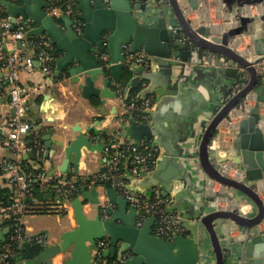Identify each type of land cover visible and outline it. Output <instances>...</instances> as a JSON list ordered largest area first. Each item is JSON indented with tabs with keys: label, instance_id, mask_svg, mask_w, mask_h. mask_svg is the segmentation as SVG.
<instances>
[{
	"label": "crops",
	"instance_id": "obj_1",
	"mask_svg": "<svg viewBox=\"0 0 264 264\" xmlns=\"http://www.w3.org/2000/svg\"><path fill=\"white\" fill-rule=\"evenodd\" d=\"M47 1L50 5L49 13L54 16L56 24L63 27L64 22L61 16L64 15L70 19L65 13L63 3ZM176 1L182 9L184 18L193 27L207 26L213 35L220 36L228 26L234 23V19L231 18V14L226 10L221 0H197L195 9L189 7L187 0ZM70 2L75 3L76 8L78 0H70ZM58 3H61L62 6ZM138 3L140 2L138 1ZM2 7H0V14L2 11L5 12ZM232 11L233 8L231 13ZM77 14L79 15V13ZM245 16L253 18V32L259 36L258 38L256 35L257 37L254 38L260 42L264 36V23L256 19L255 11ZM137 17L139 22L147 26H156L160 19H164L169 37H177L171 42H167L168 50H171V46L174 45L184 47V51L190 49L179 41L178 35L171 31L173 28L178 29L179 27L167 0H151L145 11L137 13ZM41 37L46 38L45 35ZM239 38L241 41L237 45H233L235 40L230 45L237 53L253 60L255 53L251 45L252 37L246 34ZM263 46L264 43L259 44L260 48ZM241 49H246L248 52L241 53ZM180 53L181 51L177 50L176 55L170 54L168 59L146 54L148 65L144 67L142 73L138 76L132 75L125 67L117 84L108 74L110 80L108 91L114 93V98L96 96H92L90 99L83 98L77 88L82 82L81 79L72 82V80H76V76L68 74L67 68L56 76L54 75V66L53 73L44 76L38 70V64L35 62L36 71L33 74L28 75L24 72L20 74V81L36 91L28 103L25 115L26 119L34 124L31 138L39 139L45 147V152L47 149L45 143L49 141L52 150L47 157L44 152L39 159L33 152H26L19 161L24 169L27 167V170L29 168L31 172L41 171L45 174L43 185L34 188L40 192V199H37L34 193L26 198L29 209L22 217L21 224L27 236L42 238V245H52L58 242L63 232L76 228L71 201L77 198L83 202L82 191L90 194L94 190L96 194L94 198L98 201V204H88L87 200L84 201L82 213L86 218H94L98 213L97 207L102 210L108 206L112 213L116 212L117 206L106 200L105 191L108 188L104 183L95 181L94 177L104 169L106 160L104 148L112 146L109 141L112 140L115 144L121 145L127 141L141 148L155 147L159 153L157 166L141 172L139 178L132 179L128 173L125 174L129 181L128 193L139 198H147L152 196L153 192H158L167 198L165 209L175 211L182 217L185 236L194 238L197 242L201 240L207 264H213L214 257L210 252L206 233L197 221L198 214H205L216 209H232L235 207L234 203L242 200L245 201V203L242 201L245 204L244 213L254 214L255 209L246 198L237 192L218 183L210 182L202 174L198 165L200 136L209 120L217 112L218 106H222V101L213 84L215 74H195L190 83L188 76L191 68L196 65L221 66L197 63L192 51L186 61H182ZM99 63V66L103 67L102 63ZM4 73L5 71L0 66V93L3 95L0 105V135L3 136L5 135L4 125L11 115L6 103L9 87L3 79ZM101 80L99 79L95 83L99 88ZM121 84L124 85L122 88ZM258 85L244 99L245 108L236 107L217 126L209 146L211 151L218 154L219 157H225L231 150L238 123L256 102V96L260 90V85ZM198 86L206 88L212 100L206 99L198 90ZM119 92H122L123 99L119 98ZM131 94H134L133 96L138 100H151L150 109H153V115L149 122L140 123L134 116L126 115V98ZM260 114L263 121L259 123V127L264 133V103L260 105ZM121 119L123 120L120 122ZM137 125H148L151 135L147 138L135 132L136 139L127 136L125 130ZM4 160H13V158L6 149L0 147V164ZM221 168L230 178L236 177L239 173L232 167L230 160L226 161ZM59 181H71L75 186L79 184V188L75 197L62 201L57 207H54V192ZM0 189L4 190L7 196L11 195L12 199V187L8 182L7 175L2 173H0ZM114 192L117 197H120L116 191ZM212 193L216 194V198L213 202H209L208 199ZM44 195H49V197L41 199ZM258 196L264 200V192L258 193ZM7 203L8 199L0 198V206ZM102 218L108 217L103 214ZM0 220L6 222L5 225H0V230L11 228L10 219L0 214ZM215 229L224 252V264H241L239 243L244 237V229L229 220L217 224ZM260 230H264L263 225H260ZM8 235L4 237V240ZM100 241L105 242L101 247L103 259L112 261L119 258V245L111 247L106 239H101L97 240L95 246L90 250L93 263L99 251L98 242ZM2 243L0 242L1 252ZM231 249L233 256L230 258ZM70 250L71 247L65 252L56 254L46 264H66V261L71 258ZM30 263L13 260V264ZM247 264H251V262Z\"/></svg>",
	"mask_w": 264,
	"mask_h": 264
},
{
	"label": "water",
	"instance_id": "obj_2",
	"mask_svg": "<svg viewBox=\"0 0 264 264\" xmlns=\"http://www.w3.org/2000/svg\"><path fill=\"white\" fill-rule=\"evenodd\" d=\"M150 1L139 0L140 3L132 4L129 0H78L76 11L79 13V20L83 23L79 34L72 29L70 19L64 15L61 16L64 26L59 27L56 24L54 16L49 13L50 5L47 0H1L0 5L4 7L12 22L20 20L29 25V35L46 36L60 53L55 63L54 75L58 76L67 68L68 74L76 76V80L72 82L81 79V84L77 86L81 96L90 99L92 96L114 98V93L108 91L110 83L108 74L117 84L125 67L135 76L140 75L144 70L143 66L137 64L129 66L123 64L121 52L124 44H130L132 51L142 49L147 55L162 59H168L170 54L176 55L177 50L181 51L182 61H186L191 55V49L184 51L182 46L170 45L171 50H168L167 42L177 37H169L164 19H160L156 26H147L139 22L137 13L145 11ZM221 1L234 19V23L218 36L211 34L207 26L193 27L184 18L178 2L167 0L178 29L193 46L228 58L248 72L249 79L246 86L228 99L226 96L239 78L235 68L196 65L190 70L188 82H192L191 79L195 74H215L213 84L222 101V106H218L217 112L209 120L200 136L198 165L202 174L210 182L218 183L246 198L253 205L255 213L251 215L244 213L245 201L241 199L244 203L242 201L234 203L235 207L232 209H216L205 214H198L197 221L206 233L210 252L214 257L213 264H224V252L215 227L225 220L244 229V237L239 243L240 263L264 264V230H260V225H263L264 229V200L258 196V193L264 192V133L259 127L262 121L260 105L264 103V78H258L254 67L255 60L242 56L230 45L235 38L248 34L253 39L251 41L253 52L264 55V46L259 47L260 43H264V36L258 42L254 38L258 35L253 32V18L240 14V8L244 5H259L264 9V0ZM187 2L191 9L197 7V0H187ZM256 19L264 23V12ZM104 35L108 55V66L105 68L99 66L98 58L99 53L104 50L102 46ZM99 79H102L100 88L95 85ZM257 84L260 85V90L254 106L248 109L238 123L231 150L225 157H219L211 151L209 146L217 126L239 105L243 97L256 88ZM197 88L206 99L212 100L206 88L203 86ZM152 110L151 108L147 111L150 117L153 115ZM135 132L147 138L151 135L148 125H137L125 130L127 136L134 139L137 137ZM45 145L47 148L45 157H47L52 150L49 141ZM228 160L239 172L234 178L228 177L221 168ZM32 193L40 199V192L37 189H33ZM95 195L94 190L90 194L82 191V198L84 201L87 200L88 204H98L94 198ZM105 196L108 203L117 206L116 212L112 213L108 206L102 210L97 207L96 216L92 219L86 218L82 213L84 201L75 198L71 201V206L76 228L63 232L58 242L52 245L19 242L17 244L19 253L13 257V260L31 262L30 264H46L53 256L71 247V258L66 261V264H94L90 250L97 240L106 239L111 247L119 245L118 257L126 252L132 254L124 264H207L201 240L197 242L194 238L179 235L174 236L170 241L159 239L151 232L155 221L153 217L144 220L142 226L136 227L134 208L128 206L125 199L117 197L112 188L105 191ZM48 197L49 195H44L41 199ZM215 198L216 194L212 193L208 201L213 202ZM103 214L108 218H102ZM5 223V220H0V225ZM9 232V228L0 230V242H4V237ZM232 254L231 249L230 258Z\"/></svg>",
	"mask_w": 264,
	"mask_h": 264
},
{
	"label": "built area",
	"instance_id": "obj_3",
	"mask_svg": "<svg viewBox=\"0 0 264 264\" xmlns=\"http://www.w3.org/2000/svg\"><path fill=\"white\" fill-rule=\"evenodd\" d=\"M1 1V0H0ZM52 2H62L65 13L71 21V27L76 33H80L83 23L78 18V12L75 3L70 0H51ZM132 4L138 3L139 0H129ZM69 2V3H68ZM252 11L256 12V17L264 12L263 7L251 5L240 8V14L245 16ZM253 15V14H252ZM29 25L20 20L12 22L9 16L0 17V66L5 71L4 81L9 87L7 92V106L11 111L10 118L4 125L5 135L0 137V147L6 149L13 160H4L0 164V173L7 175L9 184L13 190V197L10 203L0 206V214L10 219L12 225L10 228L8 241L2 243V252H0V264H5L7 258L12 254V245L19 242L39 243L42 245V238L29 237L21 224L22 217L28 212L29 207L26 204V198L31 196L32 190L43 185L44 172H26L20 164L22 156L26 152H33L36 158H40L45 152L44 145L36 138L29 135L34 130V124L26 119V110L28 103L33 94L34 88L28 87L20 81L22 72L30 75L35 69V62L38 64V70L44 76L51 75L54 71L53 65L55 60L54 45L47 39L33 41L27 38ZM172 33L178 35L182 44H186L195 54L194 59L202 65H216L224 68H235L239 74L237 83L232 87L226 99L230 98L236 92L241 90L248 83V72L232 60L218 54L209 53L193 46L191 42L178 29L173 28ZM106 36H103L102 46L104 50L98 55L102 66H107L108 55L105 49ZM56 49V48H55ZM123 64H137L143 67L148 65V56L144 51H132L130 44L122 45ZM255 70L258 78H264V55L254 54ZM119 98H122V92H119ZM237 106L240 109L245 108L244 99ZM123 99V98H122ZM3 101V95L0 93V105ZM151 107L150 99L138 100L134 96L126 98L125 111L126 115L134 116L140 123L149 122L150 116L148 110ZM123 119L120 120V122ZM112 146L104 148L106 160L102 172L95 175V181L108 183L118 196L124 198L129 206L135 211V226H142L144 220L149 217L155 219L152 226V234L159 239L170 241L174 236H185V229L182 217L175 211H167L165 206L168 202L158 192H153L152 196L139 198L130 195L127 191L129 181L125 174L134 178H139L141 172L154 168L157 164L159 153L155 147H138L129 142L115 144L110 140ZM55 189V203L57 207L60 202L67 201L71 198L72 193L76 190L71 181H59ZM104 241L98 242L99 251L97 252L94 264H124L132 255L130 252L124 253L119 258L106 261L101 256V247Z\"/></svg>",
	"mask_w": 264,
	"mask_h": 264
},
{
	"label": "trees",
	"instance_id": "obj_4",
	"mask_svg": "<svg viewBox=\"0 0 264 264\" xmlns=\"http://www.w3.org/2000/svg\"><path fill=\"white\" fill-rule=\"evenodd\" d=\"M58 4H60L61 5V3H58ZM62 6V5H61ZM0 7H2V5H0ZM3 8V7H2ZM7 16V14L4 12V11H2L1 12V14H0V17L1 18H4V17H6ZM27 36V38L28 39H30V40H33V41H38L39 39H45L46 40V38L44 37H41V36H38V37H35V36H31V35H29V34H27L26 35ZM0 39H1V36H0ZM54 47V46H53ZM53 54L55 55V60L57 59V57L59 56V51L58 50H56L55 49V47H54V52H53ZM55 64V61H54V63H53V65ZM124 79L126 80L127 79V76L126 77H124ZM124 85L123 84H121L120 85V87L122 88ZM134 94H131V96H133ZM30 137L32 136V135H29ZM0 137H3V135H0ZM37 140H39V139H37ZM20 164H22L21 162H20ZM23 167V166H22ZM24 171H26V172H31V171H29V168H28V170H27V167H26V169H24ZM105 184V187L106 188H109L110 186H109V184L108 183H104ZM76 188V190L72 193V195H71V197H75V194L78 192V188H79V184H76V186H75ZM5 194V196H2V195H4ZM1 197H4L5 199H8V203H10L11 202V195H9L8 194V196H7V193H5V191L4 190H2V189H0V198ZM44 211V210H43ZM9 237V236H8ZM5 241H8V239H6ZM12 247V254L7 258V260L5 261V264H13V257H16L17 255H18V253H19V251H18V249H17V245L15 244V245H12L11 246Z\"/></svg>",
	"mask_w": 264,
	"mask_h": 264
},
{
	"label": "bare ground",
	"instance_id": "obj_5",
	"mask_svg": "<svg viewBox=\"0 0 264 264\" xmlns=\"http://www.w3.org/2000/svg\"><path fill=\"white\" fill-rule=\"evenodd\" d=\"M240 41H241L240 38H235V41H234L233 45H237ZM246 52H248L246 49H242L241 50V53H246ZM250 53H251V50H250ZM243 209L245 210V208H243Z\"/></svg>",
	"mask_w": 264,
	"mask_h": 264
},
{
	"label": "rangeland",
	"instance_id": "obj_6",
	"mask_svg": "<svg viewBox=\"0 0 264 264\" xmlns=\"http://www.w3.org/2000/svg\"><path fill=\"white\" fill-rule=\"evenodd\" d=\"M242 50V49H241Z\"/></svg>",
	"mask_w": 264,
	"mask_h": 264
}]
</instances>
